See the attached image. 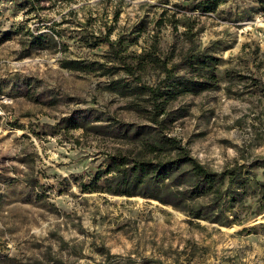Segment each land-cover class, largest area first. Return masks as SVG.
Masks as SVG:
<instances>
[{"label":"rangeland","instance_id":"374dc122","mask_svg":"<svg viewBox=\"0 0 264 264\" xmlns=\"http://www.w3.org/2000/svg\"><path fill=\"white\" fill-rule=\"evenodd\" d=\"M19 1L0 2V264H264V215L222 226L142 196L84 190L109 153L132 147L121 131L90 126L146 122L128 106L134 95L109 87L137 80L113 67L105 35L123 39L127 61L165 59L173 79L206 80L212 67L189 55L218 57L210 88L171 103V133L216 171L264 159V0H221L207 13L197 0ZM166 76L149 66L141 80Z\"/></svg>","mask_w":264,"mask_h":264},{"label":"trees","instance_id":"16d2710c","mask_svg":"<svg viewBox=\"0 0 264 264\" xmlns=\"http://www.w3.org/2000/svg\"><path fill=\"white\" fill-rule=\"evenodd\" d=\"M14 1L20 8L25 6L19 0ZM35 1L41 0H26L25 3L33 6ZM221 2L197 0L194 8L203 13L214 12ZM105 37L110 46L109 56L117 64L113 67L125 70L137 80L135 85L115 80L109 87L124 96L134 95L128 106L146 122L138 124L109 118L108 124L90 126L104 132H108L107 127H113L122 132L132 147L109 153L105 169L92 176L90 183L84 184V190L142 196L181 210L192 219L222 226L244 225L264 215V181L258 178L255 171L264 168V159L236 161L216 171L195 157L190 147L171 133L174 122L179 118V111L174 110L171 103L185 93H199L210 88L212 79L216 80L214 68L220 59L203 53L189 55L188 61H192V65L199 64L201 69L212 67L211 75L203 81L173 79L172 69L167 67L166 60L154 52L132 54L130 61H127L123 39L110 40L108 35ZM43 40L41 35L34 36L33 47L41 45ZM61 64L72 70L91 68L75 59L63 60ZM149 66L163 68L167 76L156 85H147L141 79ZM101 120L97 117L96 122ZM72 127L87 128V125L74 120ZM153 262L162 264L160 260ZM34 264L65 263L51 259L47 263L37 260Z\"/></svg>","mask_w":264,"mask_h":264}]
</instances>
